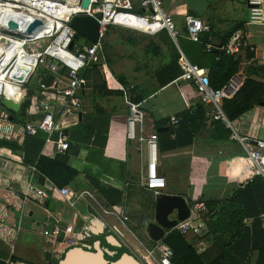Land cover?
Segmentation results:
<instances>
[{
	"label": "crops",
	"instance_id": "obj_1",
	"mask_svg": "<svg viewBox=\"0 0 264 264\" xmlns=\"http://www.w3.org/2000/svg\"><path fill=\"white\" fill-rule=\"evenodd\" d=\"M133 1L135 12L142 13L138 0ZM161 1L174 16L183 33L186 14L209 21L213 33L211 44L214 38H218L223 45L232 31L229 42L236 32L242 31L245 45L236 56L240 60V70L231 80L241 83L250 74L253 79L264 82V26L249 23L250 9L247 0ZM141 36L149 39L148 44L155 43L160 47V50L155 48L151 51L146 45L145 53L150 66L136 64L124 71L118 70V76L110 70L115 80L99 69L101 75H107V78L97 87L94 84L86 85L89 90L82 95L84 110L81 112H64L62 99L55 103L58 127L64 130L70 144L66 153H58L55 144L47 142L48 135L44 132L40 133L44 143L39 152L38 143L27 147L30 152L53 159L67 156L69 165L78 171V176L64 187L75 193L85 190L94 192L96 200H82L72 206L68 198L54 192L44 205L31 198L26 204V215L23 216L10 189L15 188L21 192L27 190L28 169L34 164L24 162L27 150L13 151L8 147H0V178L3 179L0 185V218L4 220L7 232L17 230L13 242L0 237V257L2 253L5 254V262L12 252L15 260L32 264H51L52 260H57L66 247L60 244L53 246L46 239L42 250L38 252L39 260L28 257L29 252L36 250L34 239L42 236L43 229H52L55 225L62 229L73 225L77 244L91 245L97 239L96 223L102 221L122 239L125 245L122 252H131L142 261L148 254L147 249L158 243L152 245L146 230L147 223L155 219L157 197L143 184L148 165L147 146L128 138L129 107L121 89L145 82L148 77L157 86L156 71L169 61L171 50L165 34ZM248 48L253 53L252 58L248 57ZM180 49L183 51L181 47ZM107 65L110 67L108 63ZM202 68L209 71L208 67ZM121 78L126 79V83ZM30 83L19 93L27 95L30 102L23 116L4 108L1 103L3 97H0V111L7 112L9 116L10 113L13 114V120L10 121L17 137L12 140L21 148L30 136H34L23 135V125L28 121L38 120L43 115L37 103V86L32 87ZM140 103L146 112L144 135L148 137L152 133L158 134L159 170L167 181V187L161 193L182 195L188 202L223 201L229 199L240 184L257 174L247 157V149L234 134L236 132L247 137V144H253L254 139L264 140V106L261 104L234 120V130L205 116L203 120L196 118L189 128L191 132L186 131V135L182 132L183 137L179 138L180 123L171 125L170 118L173 115L180 116L183 111L191 110L193 105L199 104L198 94L191 82L177 79L158 88L157 92ZM219 123L222 126L217 128ZM227 129L231 131L230 135H227ZM57 139L58 134L54 133L52 141ZM189 140L191 142L185 144ZM38 184L45 188H49L51 184L57 186L52 179L43 175ZM262 215L264 213L244 220L243 231L246 236L236 240L234 244L228 243L225 235L220 238V234L208 235V226L201 239L192 234L184 236L203 258V264H264ZM125 216L128 217L127 221L123 219ZM170 231H166L165 237ZM23 240L28 245H21ZM62 241L63 237H59L58 243ZM46 247H50V252H46ZM224 254L226 256L222 257Z\"/></svg>",
	"mask_w": 264,
	"mask_h": 264
},
{
	"label": "built area",
	"instance_id": "obj_2",
	"mask_svg": "<svg viewBox=\"0 0 264 264\" xmlns=\"http://www.w3.org/2000/svg\"><path fill=\"white\" fill-rule=\"evenodd\" d=\"M142 13L135 12L133 0H91L88 8H84L83 0H0V52L4 56L0 60V97H17L25 85L39 73L36 87L37 103L42 112L38 120L26 122L23 127V135H36L42 131L48 135L47 142H53L57 152L64 154L70 148L68 138L64 130L58 127L55 103L63 100L64 112L84 110L83 94H87L84 79L80 73L86 67L98 65L102 73H111L104 51V37L110 26L125 28L148 35H157L166 31L180 51L178 59L181 75L178 78L191 82L198 94L199 104L207 109V117L211 121L221 122L227 128L234 130V123L227 116L223 101L234 96L241 83L230 80L222 88H216L211 84L209 71L193 63L179 47V39H187L200 43L203 34L211 31V23L191 14L184 17L185 32L183 33L174 16L167 11L161 0H138ZM251 5L249 23L264 26V0H247ZM77 15H87L96 18L100 23L99 38L96 42H88L86 37L79 36L70 26ZM39 19L43 27L29 31L34 20ZM245 35L238 31L232 40L218 47L228 55L237 56L245 45ZM216 48L208 43L206 50L210 52ZM53 74V82L47 86L42 81ZM7 84L16 89L8 93ZM135 85L122 87L123 94L129 107L127 121L128 138L145 143L148 151V165L144 186L152 190L157 196L161 190L167 187L166 178L159 170V146L158 134L144 135V123L146 112L141 103L130 99V92ZM90 93V92H89ZM181 118L173 115L170 118L171 125H177ZM14 125L9 119V114L0 111V138L13 139L17 135ZM58 134V139L52 141V135ZM234 136L247 149V157L257 173L264 176V140L254 139L253 144H247L248 138L235 132ZM28 188L21 192L11 188V195L18 201V210L26 215V204L34 198L44 205L51 196L58 193L68 198L74 206L82 200H96L94 192L85 190L75 193L68 187L57 188L54 184L50 187H41L38 184L42 175L36 166L28 169ZM3 179L0 178V185ZM191 214L184 221H179L173 228L183 235L192 234L200 239L205 235L206 225L203 214L207 211L204 201H190ZM124 221L128 220L125 216ZM264 221V215H262ZM4 220L0 218V237L5 241L13 242L17 230L7 232ZM20 228H18L19 230ZM11 233V234H10ZM42 236L51 245H64L66 248L78 245V239L73 225L65 229L58 225L42 230ZM59 237L63 241L58 243ZM65 248V249H66ZM50 252V247H46ZM144 264H172L174 250L164 242H158L153 248L147 249ZM13 254V252H12ZM5 264H32L26 261H18L13 255Z\"/></svg>",
	"mask_w": 264,
	"mask_h": 264
},
{
	"label": "trees",
	"instance_id": "obj_3",
	"mask_svg": "<svg viewBox=\"0 0 264 264\" xmlns=\"http://www.w3.org/2000/svg\"><path fill=\"white\" fill-rule=\"evenodd\" d=\"M112 27L114 26L109 27L103 40L106 61L110 66L114 64L108 50V37L111 34ZM160 34H165L166 39L168 38L171 50L169 61L156 71L155 79L158 84L157 86L152 83L150 77L145 82L135 85V88L130 92V99L134 102H143L146 98L157 92L158 88L177 80L182 73L178 63L180 57L179 48L166 31L157 34V36ZM231 34L224 40L223 45L228 44ZM211 36H213L212 30L211 33L202 35L200 43L193 42L186 37H181L179 39V46L193 63L199 64L200 67H208L211 84L216 88H222L239 72L240 60L236 56L228 55L217 48H213L208 52L206 45L207 43H212ZM128 40L130 43H135V39L133 38L129 37ZM87 41L91 42L90 40ZM147 46L151 51L155 48L160 50V47L155 43H149ZM248 57H253L250 48H248ZM80 76L84 79L85 85L94 84L97 87L99 84L96 85V81L100 80L99 78L102 75L98 65H91L83 69ZM121 80L126 83V79L121 78ZM262 102H264V82L253 79L249 74L243 80L237 93L230 98L224 99L223 108L229 119L234 121L255 106H259ZM205 116H207V109L204 105L200 104L193 105L191 110L183 111L179 116L181 117L179 138L183 137L182 132L185 135L186 131L191 132L189 128L192 127L196 118L203 120ZM219 126L222 125L219 123L217 128ZM41 132L39 131L36 135L30 136L22 148L17 142L7 138H0V147H8L13 151L19 149L26 151L28 146L38 143L37 151L39 152L44 143V140L41 138L42 136H40ZM226 133L230 135L231 131L227 129ZM190 142L191 140L185 144ZM37 154L36 152L27 150L24 162H32L43 176L52 179L57 186L64 187L71 184L78 176V171L69 165L67 156L53 159L43 154ZM205 203L207 211L203 214V221L210 229L208 235L217 236L220 234L219 238L225 235L228 237V243L234 244L236 240H240L246 236V233L243 231L244 220L250 216L264 213V176L257 173L247 182L240 184L229 199L223 201L213 200ZM163 242L174 250L172 264H203V258L198 255L192 244L186 240L183 234L175 229L171 230L164 237ZM154 244L155 242L152 241V245ZM5 256V254H1L0 264H5ZM225 256L226 254L222 255V257ZM53 263L57 264V260H52L51 264Z\"/></svg>",
	"mask_w": 264,
	"mask_h": 264
},
{
	"label": "water",
	"instance_id": "obj_4",
	"mask_svg": "<svg viewBox=\"0 0 264 264\" xmlns=\"http://www.w3.org/2000/svg\"><path fill=\"white\" fill-rule=\"evenodd\" d=\"M91 0H83V7L88 8ZM248 7L251 5L248 4ZM71 28L76 31L77 37L83 36L92 42L99 38V21L87 15H77L73 18ZM43 27L41 20L36 19L31 24L29 31H34ZM216 48L221 47L218 38L213 39ZM54 75L51 74L43 79V83L50 86ZM1 103L9 112H17L22 116L29 107V98L25 94L17 97H3ZM264 106V102L261 103ZM10 120L13 114L10 113ZM59 154L56 155V158ZM155 219L149 221L146 226L149 238L154 242H160L166 235L167 230H172L179 221H184L190 217V203L182 195L169 193H159L156 197ZM96 240L91 245H73L65 249L58 257L57 264H144L136 255L131 252H122L125 247L120 236L109 226L97 221L95 226ZM110 245L112 248H109Z\"/></svg>",
	"mask_w": 264,
	"mask_h": 264
},
{
	"label": "rangeland",
	"instance_id": "obj_5",
	"mask_svg": "<svg viewBox=\"0 0 264 264\" xmlns=\"http://www.w3.org/2000/svg\"><path fill=\"white\" fill-rule=\"evenodd\" d=\"M111 29V34L108 37V50L110 52L111 59L114 62V66H110L109 69L114 73L115 76H118V74L120 73L119 71H124L128 69V67H133L136 64L141 66L147 64L148 66H150V62L147 59L148 55H146L145 53V47L148 44L149 39L141 36L145 34L116 26L112 27ZM129 37L135 39L134 44L130 43V41L128 40ZM39 77L40 74L37 73L32 78V81L30 83L32 87L37 86L36 82H38ZM104 78H107V75H102L101 78H99L100 80L96 81V85L100 84ZM44 239L45 238L43 236H38L36 239H34V243L37 245V247L35 251L29 252L28 257H31L36 261L39 260L38 252L42 250V245L45 241ZM20 243H22L21 245L23 246L28 245L26 240H23ZM138 258L142 261L140 257ZM37 264L42 263L38 262Z\"/></svg>",
	"mask_w": 264,
	"mask_h": 264
},
{
	"label": "bare ground",
	"instance_id": "obj_6",
	"mask_svg": "<svg viewBox=\"0 0 264 264\" xmlns=\"http://www.w3.org/2000/svg\"><path fill=\"white\" fill-rule=\"evenodd\" d=\"M3 56H4V53L0 52V60H1V57ZM7 89H8V93H13V90L16 88L13 87L11 84H7Z\"/></svg>",
	"mask_w": 264,
	"mask_h": 264
}]
</instances>
